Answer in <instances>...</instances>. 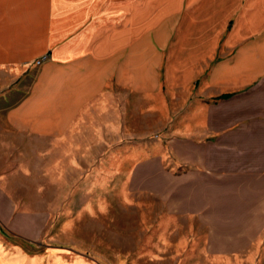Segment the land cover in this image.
<instances>
[{"label":"crops","instance_id":"1","mask_svg":"<svg viewBox=\"0 0 264 264\" xmlns=\"http://www.w3.org/2000/svg\"><path fill=\"white\" fill-rule=\"evenodd\" d=\"M127 1L0 0V124L67 139L89 122L104 168L248 248L264 235V0ZM48 218L0 177V225L39 239Z\"/></svg>","mask_w":264,"mask_h":264},{"label":"rangeland","instance_id":"2","mask_svg":"<svg viewBox=\"0 0 264 264\" xmlns=\"http://www.w3.org/2000/svg\"><path fill=\"white\" fill-rule=\"evenodd\" d=\"M115 7V16L126 12ZM90 124L83 123L81 138L76 132L67 139L0 124L3 183L30 208L49 214L39 239L0 225L6 256L0 255V264H264V235L248 248H235L221 239L227 235L209 233L200 218L174 215L162 200L132 189L121 171L104 168L105 154L89 152L95 140Z\"/></svg>","mask_w":264,"mask_h":264},{"label":"built area","instance_id":"3","mask_svg":"<svg viewBox=\"0 0 264 264\" xmlns=\"http://www.w3.org/2000/svg\"><path fill=\"white\" fill-rule=\"evenodd\" d=\"M46 58H47V57L45 56V57H44V60H45ZM41 62H42V60H39V61H38L39 64H40ZM155 136H156V137H159L158 134H156Z\"/></svg>","mask_w":264,"mask_h":264},{"label":"trees","instance_id":"4","mask_svg":"<svg viewBox=\"0 0 264 264\" xmlns=\"http://www.w3.org/2000/svg\"><path fill=\"white\" fill-rule=\"evenodd\" d=\"M230 95L221 96L219 98H228Z\"/></svg>","mask_w":264,"mask_h":264}]
</instances>
